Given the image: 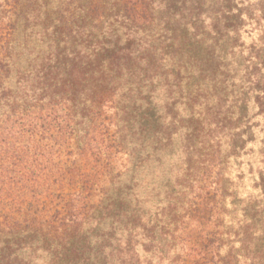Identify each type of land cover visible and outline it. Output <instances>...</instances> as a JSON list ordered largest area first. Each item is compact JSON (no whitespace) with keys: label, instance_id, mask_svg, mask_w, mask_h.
I'll return each instance as SVG.
<instances>
[{"label":"rangeland","instance_id":"obj_1","mask_svg":"<svg viewBox=\"0 0 264 264\" xmlns=\"http://www.w3.org/2000/svg\"><path fill=\"white\" fill-rule=\"evenodd\" d=\"M121 1L61 7L75 51L105 64L132 52L129 73L113 82L118 110L97 124L113 147L107 202L126 214L122 224L97 214L80 242L83 261L21 254L29 264H94L129 239L143 264H167L165 253L174 264H264V0H145L148 25ZM32 24L20 21L15 37L49 40L51 29L31 33ZM186 210L194 217L165 242L163 224Z\"/></svg>","mask_w":264,"mask_h":264},{"label":"trees","instance_id":"obj_2","mask_svg":"<svg viewBox=\"0 0 264 264\" xmlns=\"http://www.w3.org/2000/svg\"><path fill=\"white\" fill-rule=\"evenodd\" d=\"M61 5L62 0L0 2V264H29L21 253L36 249L83 261L80 242L97 214L114 213L119 224L126 214L124 206L107 202L113 147L103 140L109 129L97 124L111 122L105 116L118 110V102H111L119 98L113 82L129 73L132 52L116 51L105 64L75 51ZM148 6L145 0L121 1L143 25L149 24ZM23 20L34 23L31 33L51 29L49 40L39 46L18 40ZM66 185L69 192L63 193ZM53 197L58 204L51 208ZM204 211L202 206L196 213ZM190 212L163 224L165 242L175 243L182 220L194 217ZM135 245L128 239L117 253L114 248L93 263L143 264ZM161 256L174 264L168 253Z\"/></svg>","mask_w":264,"mask_h":264}]
</instances>
